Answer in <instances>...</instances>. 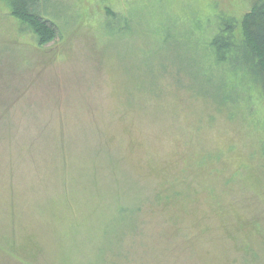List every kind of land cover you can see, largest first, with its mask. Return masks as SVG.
<instances>
[{
    "label": "rangeland",
    "instance_id": "rangeland-1",
    "mask_svg": "<svg viewBox=\"0 0 264 264\" xmlns=\"http://www.w3.org/2000/svg\"><path fill=\"white\" fill-rule=\"evenodd\" d=\"M259 1L0 2V264H264V96L200 52Z\"/></svg>",
    "mask_w": 264,
    "mask_h": 264
},
{
    "label": "trees",
    "instance_id": "trees-1",
    "mask_svg": "<svg viewBox=\"0 0 264 264\" xmlns=\"http://www.w3.org/2000/svg\"><path fill=\"white\" fill-rule=\"evenodd\" d=\"M47 1L0 0L13 18L31 29L41 46L50 43L56 33L55 26L45 17L48 15L43 16L38 11L39 6ZM107 15L116 18L107 24L120 19L109 11ZM209 15L206 17V24L212 27H208L209 31L205 32L204 42L200 47V52L205 58L202 62L204 64L202 69L210 71L215 68L222 74L232 76L239 72L248 74L259 86L264 96V0L259 1L243 16L237 31L235 30L237 22L233 18L221 17L217 13ZM177 22L178 20L175 21ZM188 25L191 27L193 24L188 22ZM190 49L191 51L196 50L197 44L194 43ZM227 83L228 78L224 84Z\"/></svg>",
    "mask_w": 264,
    "mask_h": 264
}]
</instances>
